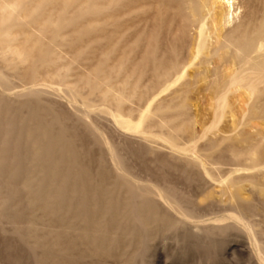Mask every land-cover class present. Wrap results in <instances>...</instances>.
<instances>
[{
  "label": "bare ground",
  "instance_id": "obj_1",
  "mask_svg": "<svg viewBox=\"0 0 264 264\" xmlns=\"http://www.w3.org/2000/svg\"><path fill=\"white\" fill-rule=\"evenodd\" d=\"M0 51V106L7 108L0 121V144L12 143L9 149L0 147V168H7L6 172L1 168L0 186L10 190L8 199H0V209L27 192L32 216L25 228L34 234L35 250L41 248L39 220L46 214L58 216V211L83 212L85 226L71 229L63 219L62 233L55 235L52 248L64 246L75 233L93 229L87 246L103 255L120 246L118 239L108 240L116 222L129 218L132 225L127 221L116 229L135 233L138 228L144 231L166 222L167 216L175 219L176 226H184L191 216L175 191L135 177L109 142L105 146L112 164V186L106 185L107 170H99L94 177L88 168L79 169L73 136L66 128L59 132L51 128L59 118L42 105L47 98L66 99L73 116L87 120L95 142L103 144L105 136L88 118L103 114L120 131L139 135L152 156L160 150L155 145L166 147L171 159L196 169L205 184L219 187V192L209 191L205 200L219 203L226 196L240 209L252 206L254 194L264 199V182L253 175L264 174V0H0ZM70 77L75 80L69 82ZM198 86L213 110L212 124L201 136L193 132L194 120L188 114V95ZM175 87L179 89L170 101L154 106L152 100L136 120L125 114L130 103ZM94 97L103 105H97ZM40 110L49 111L43 119ZM223 124L226 130H221ZM215 133L218 138L209 137ZM184 134L192 143H180ZM256 137L260 138L257 144ZM199 138H208L209 150L222 148L246 165L223 175L220 167L210 163L212 152H198ZM71 171L76 172L73 180L64 176ZM239 172L247 175L237 176ZM79 183L80 193L92 196L89 201L71 198ZM246 184L252 187L251 194H246ZM115 196L116 204L109 205ZM237 213L245 220L242 225L250 233L249 243L259 264H264L262 236L253 222H246L241 211ZM100 214L108 215V221H99ZM173 224L163 225L170 229Z\"/></svg>",
  "mask_w": 264,
  "mask_h": 264
},
{
  "label": "rangeland",
  "instance_id": "obj_2",
  "mask_svg": "<svg viewBox=\"0 0 264 264\" xmlns=\"http://www.w3.org/2000/svg\"><path fill=\"white\" fill-rule=\"evenodd\" d=\"M247 11H249V9H247ZM118 54L116 56H118ZM70 78H69L70 81L68 80L69 82H73L75 80L74 77L73 78L70 77ZM147 83H148L147 78L144 79V82L142 81L141 84L142 89L146 88ZM177 87H175L174 90L171 89L170 91L163 93L162 90L157 91L156 93H153L154 95L150 94V96H146L145 100L142 102L135 101L133 103H130L125 108L126 109L125 114L131 116L133 120H136L139 116V113L145 110L148 104H150L152 100H155L154 106H156L158 103L163 101H170V99H172L176 95V92H174L173 95V91L178 90L179 88ZM201 91L204 92L202 88L198 86L191 91V93L189 94L190 96L188 95V100L190 99L189 100L190 107L188 114L190 119H192V121L194 120L193 132H195L197 136H201L204 133V131L211 126L213 121V118H211L213 116V112H212L213 110H211L212 108L210 107V104L207 101L208 99H207V95H205L206 93L205 92L202 93ZM93 101L97 105H103V101L99 97H94ZM19 104L16 105L20 106ZM42 105L45 106L46 108L49 107L52 113L54 112V114L59 118L58 123L56 122L51 128L54 127L53 129L54 130L56 129V131L58 132L62 130V128L63 129L66 128L68 133L73 136L72 147L74 151L80 154V161L77 164L78 168L79 167L81 169L88 168L90 174L94 175V177H96L95 176L96 172H98L99 170H103V169L107 170L109 176L106 185L112 186L113 185L112 181L114 179L110 177L113 175V171L111 169L112 164L111 165L109 164L111 163V160H110V156L106 151V146H105V143L109 142L110 144L117 147L118 152L121 154V156L125 161L126 164L125 166L135 177L141 178L144 183H148V184L151 183L156 186L160 185L159 186L160 188H170V190L175 191L178 194L179 199L183 202L182 205L184 206V209L187 212L189 211L190 213L188 212L189 213L188 215L191 214V216L190 218L186 219V225L184 226H176L175 225L176 221H174L175 219L167 216L164 218L165 219L164 221L166 222H159L158 224L153 225L151 229L144 231H141L138 228V231H135V233L134 232L131 233L130 231L124 233L122 229L119 228L116 229L118 225L124 224L125 222L128 221L127 219L129 218H126L125 221L122 220L123 222L120 221L121 223L116 222L112 225V228H115V230L113 229V231L110 233V235L108 236V240L117 241L118 239L119 240L118 243H120V246H116L117 248L114 247L112 250H110V253H107L108 255L107 254L103 255L102 252L100 253L97 250L94 251L91 247L88 248L87 246L88 241L92 238L94 231L93 229L85 234L80 232L78 233L74 232L75 235L72 236V239L70 238V241L66 242L64 246L57 249L52 248V244L54 243L56 236L62 233V230H60L61 229L60 222L65 221L63 219H67L66 224L69 226L71 225L70 227L71 229L73 226H77L80 228L81 226L82 228L85 226L84 224L85 222L82 221L84 215L83 212L79 211V212H75L76 214L75 213L64 214L57 210L58 212H56V214L59 213L58 216L55 215L54 213V215H49L50 216L49 218L48 215L46 214L44 215V217H42L39 220L40 224L38 226L37 235L39 238L38 240L40 241L41 244V248L35 250L33 248L34 234L27 231L25 228L26 225L25 222L27 223L28 218L32 216V210H30V203L28 200L27 192H22L17 197H15V199L10 204L8 203L9 205H7L5 208L0 209V264H49V263L50 264H259L260 263L257 254L251 245V242L249 243V237L251 240L250 233L248 232V229H246L245 226L242 225V223L245 222V220L240 218L237 212L238 210L242 212L243 217L246 218V222L248 221L250 223L253 222L252 224L255 225V229L259 233V236L260 237L262 236L261 237L262 239L261 238L260 239L262 240V242H264V199L263 198L259 197L257 194H254L252 195L253 197L252 206L242 205L240 209H236L235 207H233L228 202L226 196H222L223 197V198L221 197L222 202L219 203L212 199L205 200V197L209 193V191L215 190L219 192L220 191L219 187H217L215 184L211 182L205 184V182H202L201 180L198 179L196 169L195 170L188 169L190 167L186 168L183 162L171 159L167 155L169 150L166 147L162 145H155L159 147L160 150L161 149L164 150L163 151L161 150L162 152L159 150L157 151L158 153L156 154L154 153L152 156L149 150L142 145L144 144V141L141 139L139 135L134 133L130 134V132L127 133L125 131L123 132L122 130L120 131V129L117 126H115L113 122H110L107 118H105L103 114L93 115L90 118H88V120L90 121L89 123H92L94 127L95 125H97L98 127L97 126L96 127L99 128V130L102 131L103 136H105V138L103 137L104 138L102 141L104 142L103 144L98 141L95 142L94 141L95 137L88 128V122L86 124L87 120L78 121V119L75 116H73L72 114L73 109L71 108L69 103L67 104L66 99L65 100L63 99L62 101L61 98L58 99L57 97L47 98L44 100ZM77 105L80 106L81 103L78 102ZM5 108L6 106L3 105L0 106V111H1L0 121L6 115L7 108L6 109ZM131 109L134 110V113L132 114L130 113ZM210 110L212 114L210 113ZM48 112L47 110H43V112L42 110H40L39 115L41 114L40 117L43 119ZM1 123L2 122H0V124ZM224 127L225 130L227 129L226 124H223L221 125V130L222 129L224 130ZM252 130L254 133L255 130L254 129ZM154 132L157 134L160 133L158 129H154ZM213 135L212 136L209 135V137L218 138L219 134L215 133ZM207 139L199 138V140H197V150H199L198 152L200 151L202 152V153L200 152V154H207L208 152V155H212L211 153H209L212 152L213 155L211 156V161L210 160L209 161L210 163L215 165V167L218 168L220 167L221 173L223 175L227 174L233 168L241 169V170L244 168L246 164L244 162L241 161L239 162L234 160L231 154L226 150H223L222 148L221 149L224 152L221 149H219V151L209 150L210 147H207V145L209 146V143L207 144V142L209 141ZM256 139L257 140H255L254 142L255 144L259 143L260 141V138L256 137ZM21 141L23 142L22 139ZM180 143L182 145L185 144L188 145L192 143L190 136L188 134L182 135L180 138ZM11 145L12 143L9 144L6 143L5 145H1L0 147L9 149ZM24 148H22L21 151H25ZM27 150L29 151L28 148ZM263 153H264V144H263ZM65 154H63V156H65ZM177 157H183V156L177 155ZM108 165L110 168H108ZM3 167L4 166H1V168L6 172L7 168L5 169V167L4 168ZM21 167L23 168V166ZM109 169H111V171ZM75 173L76 172H73L72 174L71 171L68 174L66 172L64 176L68 178L70 177L72 178L71 180H73V177L76 175ZM245 174L243 172H239V174L237 173V176H246L247 174L246 175ZM253 175L256 176L258 182L260 183L264 182L263 173H257V174L254 173ZM79 184L80 185L77 184V188L79 190L76 193V196L73 195L74 198L73 197L71 198L74 199L75 201L77 200V202L80 200L89 201L92 196L87 193L85 194L80 193L82 184L81 183ZM93 185L94 187H98L97 179H94ZM246 185H247L246 194H251L252 187L248 184ZM8 187L3 185L0 186L1 200L8 199V196L10 195V190ZM203 188H205V190ZM121 197L122 198L120 199L123 200V196ZM116 202H117V198L115 196L109 200V205L113 206L116 204ZM122 203H125L124 206L127 207V202L122 201ZM122 207L123 206H121V209ZM63 214L65 217H63ZM169 218L170 219L172 218L173 220L171 219L170 221ZM237 218H239L240 220L239 219L237 220ZM97 219L99 221H103L107 219L108 221L109 218L108 215L106 218L105 214H100L97 216ZM71 221H74V223H71ZM167 222L170 224L174 223L170 229H168L167 226L163 225ZM217 222L218 224H216ZM132 224H133L132 222L131 223L129 222V225ZM197 226L200 227L201 229L197 228ZM159 227L161 228L159 229ZM71 232L72 234H74L73 230H71ZM145 236L147 237L145 238ZM143 243L145 244L143 245ZM47 250H51L49 251L50 254L47 253Z\"/></svg>",
  "mask_w": 264,
  "mask_h": 264
}]
</instances>
